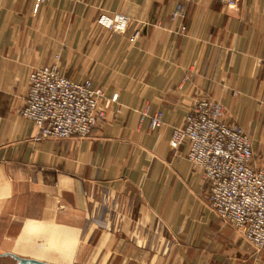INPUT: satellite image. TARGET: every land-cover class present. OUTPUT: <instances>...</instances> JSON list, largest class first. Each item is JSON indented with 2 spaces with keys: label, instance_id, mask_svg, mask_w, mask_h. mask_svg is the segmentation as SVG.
Segmentation results:
<instances>
[{
  "label": "crops",
  "instance_id": "0c3cea01",
  "mask_svg": "<svg viewBox=\"0 0 264 264\" xmlns=\"http://www.w3.org/2000/svg\"><path fill=\"white\" fill-rule=\"evenodd\" d=\"M37 1L0 0V227L16 233L0 241L17 239L0 264H69L80 242L117 246L131 264H264V249L219 228L189 145H170L211 100L246 130L264 166V0ZM180 3L185 17L174 18ZM101 12L131 17L128 33L98 25ZM54 64L105 93L89 138L39 139L20 115L32 71ZM157 112L163 126L152 129Z\"/></svg>",
  "mask_w": 264,
  "mask_h": 264
},
{
  "label": "built area",
  "instance_id": "2783aa9c",
  "mask_svg": "<svg viewBox=\"0 0 264 264\" xmlns=\"http://www.w3.org/2000/svg\"><path fill=\"white\" fill-rule=\"evenodd\" d=\"M45 0L37 1V9ZM186 2L188 0H182ZM234 8L239 0H219ZM37 12V11H36ZM174 18L185 17L180 3ZM132 23L122 13L100 15L98 24L124 34ZM142 25L130 36L135 43L144 34ZM104 92L92 80L75 82L61 74L57 64L36 68L29 78L26 106L21 115L33 121L40 139H85L104 117ZM117 101L108 100L105 107ZM225 107L215 101L199 102L187 117V125L175 129L170 145H189L188 159L209 186L208 204L217 217L233 227L257 250L264 249V166L257 167L253 141L246 130L226 122ZM163 126V114L151 118L152 129Z\"/></svg>",
  "mask_w": 264,
  "mask_h": 264
},
{
  "label": "rangeland",
  "instance_id": "374dc122",
  "mask_svg": "<svg viewBox=\"0 0 264 264\" xmlns=\"http://www.w3.org/2000/svg\"><path fill=\"white\" fill-rule=\"evenodd\" d=\"M106 12H101L98 14L97 16V23H98V19L100 17V15L102 14H105ZM99 25V24H98ZM102 27V26H101ZM106 29V28H105ZM108 30V29H107ZM111 31V30H109ZM112 32V31H111ZM114 33V32H112ZM128 33V30L126 31V33L124 34H121V35H126ZM118 34V33H117ZM120 35V34H119ZM43 67H47V66H43ZM41 68V67H39ZM67 78H69L68 76H66ZM70 79V78H69ZM71 80V79H70ZM73 81V80H72ZM93 83V82H92ZM100 90H102L101 88H99ZM104 92V91H103ZM105 94V93H104ZM105 98V96H104ZM111 100V99H110ZM26 106V105H25ZM21 115V113H20ZM22 116V115H21ZM23 117V116H22ZM104 117H105V113H104ZM104 117L102 118V120L104 119ZM29 120V119H28ZM100 122V121H99ZM98 122V123H99ZM97 123V124H98ZM96 127V126H95ZM94 130V129H93ZM93 133V132H92ZM40 134V133H39ZM92 135V134H91ZM90 135V136H91ZM89 136V137H90ZM88 137V138H89ZM40 139V138H39ZM72 139V138H71ZM86 139V138H85ZM256 165V164H255ZM257 166V165H256ZM209 205V204H208ZM209 207V206H208ZM210 208V207H209ZM211 210V209H210ZM214 213V212H213ZM215 214V213H214ZM216 215V214H215ZM217 216V215H216ZM215 216V218L217 219L216 220V223L218 221V225H219V228H226L231 230L230 226L228 225H225V223L223 221H221L219 218H217ZM6 230V227H0V238H9L10 236H15V234L11 233V234H7V232H5ZM232 231V230H231ZM233 232V231H232ZM33 236V235H30V237ZM17 239L12 242V247L11 246H8L10 245L9 243L10 242H7V241H0V253H3V252H12L14 251V245L16 242ZM34 243H32V248L31 249H34L36 246V242H37V245L39 248H42V250L40 252H43V248L45 249V244L42 246L40 245L39 246V241L34 239L33 240ZM112 241H109L108 244H110V249L111 248H114L115 247V244L112 245L111 243ZM31 245V243L29 244ZM106 245V244H104ZM28 246V245H27ZM49 246L48 243H46V247ZM17 247V246H16ZM108 250V251H107ZM126 252V251H125ZM120 251L118 250V247L116 246L113 250H109L108 248H106L105 246L102 247V245L99 243V242H93V243H85V242H80L79 244V247L76 249L75 253H74V258H73V261H71V263L69 264H131V262L133 260L131 259H128L127 257H124V258H119L117 256V254H119ZM103 254V255H102ZM141 255V254H140ZM162 261V262H161ZM165 264V259H160V258H153V263L152 264ZM60 264V263H59ZM138 264H149V259L146 258L145 260L143 259H140L139 260V263Z\"/></svg>",
  "mask_w": 264,
  "mask_h": 264
},
{
  "label": "water",
  "instance_id": "95a60500",
  "mask_svg": "<svg viewBox=\"0 0 264 264\" xmlns=\"http://www.w3.org/2000/svg\"><path fill=\"white\" fill-rule=\"evenodd\" d=\"M15 258L19 261L20 264H46L32 259H23L19 257H15Z\"/></svg>",
  "mask_w": 264,
  "mask_h": 264
}]
</instances>
